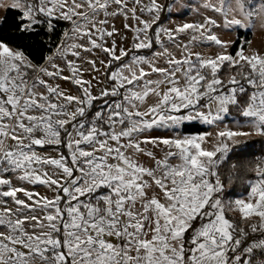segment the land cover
I'll list each match as a JSON object with an SVG mask.
<instances>
[{
	"label": "snow or ice",
	"instance_id": "obj_1",
	"mask_svg": "<svg viewBox=\"0 0 264 264\" xmlns=\"http://www.w3.org/2000/svg\"><path fill=\"white\" fill-rule=\"evenodd\" d=\"M192 2L0 0V264H264V0Z\"/></svg>",
	"mask_w": 264,
	"mask_h": 264
},
{
	"label": "trees",
	"instance_id": "obj_2",
	"mask_svg": "<svg viewBox=\"0 0 264 264\" xmlns=\"http://www.w3.org/2000/svg\"><path fill=\"white\" fill-rule=\"evenodd\" d=\"M17 13L10 12L9 16H15ZM69 27V25L61 24L60 30ZM249 39V34L246 36ZM50 53L45 50V55ZM43 62V61H39ZM200 133L204 131V126L197 125ZM245 145H241L234 150V153L231 154V158L221 166V179L224 181L226 187L228 186V175L232 171H236L237 174L233 176V183L231 188L235 192L237 197L239 194H245L249 190L247 188V181H254L256 179L255 173L250 171L255 164L261 160H264V138L257 137L255 135L247 137L245 140ZM241 148L244 151H241ZM236 165V169H232V165Z\"/></svg>",
	"mask_w": 264,
	"mask_h": 264
},
{
	"label": "rangeland",
	"instance_id": "obj_3",
	"mask_svg": "<svg viewBox=\"0 0 264 264\" xmlns=\"http://www.w3.org/2000/svg\"><path fill=\"white\" fill-rule=\"evenodd\" d=\"M198 3H199V0H193V2H192L193 11L189 12V13L183 18L184 21L192 22V21H195V20H197V19L200 18L199 16L196 15L195 10H194V9L197 7V4H198ZM177 19L179 20V18H177ZM115 23H116V26H117V27H121V20H120V19H117V20L115 21ZM248 34H249V39H248V40L251 41V44H250L249 46H247V50H248V51H252V50H256V49H258V50L264 51V30L260 29V28L257 26V29H256L254 32H252V33H248ZM233 35H235V34L233 33ZM242 38H243V37H242ZM204 51L210 52V51H212V49H210V48H205ZM50 54H51V53H50ZM226 124H227L228 127L233 128L234 130H240V129H238L237 126L232 122L231 119L227 120V121H226ZM203 126H204V131L201 132V133H204V132H211V133H213V134H214L215 132L221 130V129L224 127V125H221L219 128H217V127H215V126H207V125H203ZM243 130H248V129H247V128H244ZM246 138H247V137H239V138H237V139L244 141ZM36 190L41 191V192L45 191V189L42 188V187H38ZM246 195H247V193H245V194H239V195H238L237 197H235V198H244ZM235 198H233V199H235ZM233 215H234V213H233Z\"/></svg>",
	"mask_w": 264,
	"mask_h": 264
}]
</instances>
